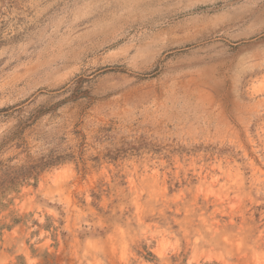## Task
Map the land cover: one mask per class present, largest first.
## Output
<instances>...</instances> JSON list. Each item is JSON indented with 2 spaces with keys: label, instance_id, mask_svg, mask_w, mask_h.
<instances>
[{
  "label": "rangeland",
  "instance_id": "1",
  "mask_svg": "<svg viewBox=\"0 0 264 264\" xmlns=\"http://www.w3.org/2000/svg\"><path fill=\"white\" fill-rule=\"evenodd\" d=\"M0 264H264V0H0Z\"/></svg>",
  "mask_w": 264,
  "mask_h": 264
}]
</instances>
